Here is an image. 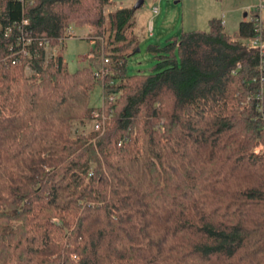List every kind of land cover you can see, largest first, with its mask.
Returning a JSON list of instances; mask_svg holds the SVG:
<instances>
[{
	"label": "trees",
	"instance_id": "16d2710c",
	"mask_svg": "<svg viewBox=\"0 0 264 264\" xmlns=\"http://www.w3.org/2000/svg\"><path fill=\"white\" fill-rule=\"evenodd\" d=\"M108 4L0 0V264H264L253 21L151 44V71L130 74L135 8ZM87 22L99 36L71 71L61 49ZM97 112L102 129L74 131Z\"/></svg>",
	"mask_w": 264,
	"mask_h": 264
},
{
	"label": "rangeland",
	"instance_id": "374dc122",
	"mask_svg": "<svg viewBox=\"0 0 264 264\" xmlns=\"http://www.w3.org/2000/svg\"><path fill=\"white\" fill-rule=\"evenodd\" d=\"M260 0H111L105 8V15L123 7L135 8L136 34L139 47L128 58L127 68L130 74L139 71L150 72L156 59L150 49L151 44H164L183 31L195 29L209 30V21L216 17L226 21V31L233 33L244 18L247 8L258 4ZM159 7L154 14L153 7ZM74 34L78 38H69L62 47V54L71 71L85 65L93 50V38L99 36L98 25L91 22L73 23ZM95 39V40H96ZM139 49V50H138ZM48 54L58 53L47 48ZM102 86L97 85L92 92L91 105H103ZM94 128L92 120L82 126L73 124L75 132L90 133Z\"/></svg>",
	"mask_w": 264,
	"mask_h": 264
},
{
	"label": "built area",
	"instance_id": "2783aa9c",
	"mask_svg": "<svg viewBox=\"0 0 264 264\" xmlns=\"http://www.w3.org/2000/svg\"><path fill=\"white\" fill-rule=\"evenodd\" d=\"M154 14L159 13V7L154 6L153 7ZM246 19L253 21L255 28H256V34L249 39V44L254 46L260 55L261 61L264 62V0H260V2L252 7L247 8V16ZM223 24H225V20H223ZM68 38L76 37L73 31V27H70L68 30ZM91 56V55H90ZM105 63H108L110 60L108 57L104 58ZM240 66V65H239ZM110 102L113 103L115 101V96L110 95L109 98ZM96 118L93 120L94 123V129L100 130L105 125V114L102 113L100 115L99 112L96 114ZM101 117V118H100ZM264 149L263 144H260L258 147H256L255 151L257 153L261 152Z\"/></svg>",
	"mask_w": 264,
	"mask_h": 264
},
{
	"label": "crops",
	"instance_id": "0c3cea01",
	"mask_svg": "<svg viewBox=\"0 0 264 264\" xmlns=\"http://www.w3.org/2000/svg\"><path fill=\"white\" fill-rule=\"evenodd\" d=\"M246 16H247V12L244 13V18H243V19H246ZM243 19H242V20H243ZM224 25H225V27H226V21H225V24H224ZM238 25H239V24H238ZM237 27H238V26H237ZM236 29H237V28H236Z\"/></svg>",
	"mask_w": 264,
	"mask_h": 264
},
{
	"label": "water",
	"instance_id": "95a60500",
	"mask_svg": "<svg viewBox=\"0 0 264 264\" xmlns=\"http://www.w3.org/2000/svg\"><path fill=\"white\" fill-rule=\"evenodd\" d=\"M139 50V49H138Z\"/></svg>",
	"mask_w": 264,
	"mask_h": 264
}]
</instances>
